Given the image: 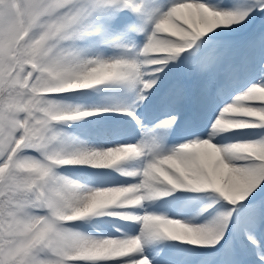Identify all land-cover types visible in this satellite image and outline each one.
Here are the masks:
<instances>
[{
	"label": "snow or ice",
	"instance_id": "obj_1",
	"mask_svg": "<svg viewBox=\"0 0 264 264\" xmlns=\"http://www.w3.org/2000/svg\"><path fill=\"white\" fill-rule=\"evenodd\" d=\"M0 264H264V0H0Z\"/></svg>",
	"mask_w": 264,
	"mask_h": 264
}]
</instances>
